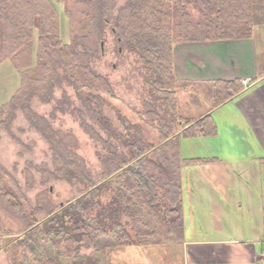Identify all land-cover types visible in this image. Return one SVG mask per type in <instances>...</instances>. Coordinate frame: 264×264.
<instances>
[{
    "label": "rangeland",
    "instance_id": "obj_1",
    "mask_svg": "<svg viewBox=\"0 0 264 264\" xmlns=\"http://www.w3.org/2000/svg\"><path fill=\"white\" fill-rule=\"evenodd\" d=\"M48 1L54 17L47 20L40 15L31 16L33 36L17 44V32L8 17L18 11L14 12L9 0L6 4L4 2L5 6L0 0V8L1 4L6 8L4 12L0 11V109L8 106L5 114L0 113V180L6 175L2 170L14 177L18 184L15 190L24 194L33 207L40 206L42 200H50L55 207H63L90 189L81 180L71 182L46 176L43 168L49 171L56 169L54 149L45 133L39 130L40 125L28 116L27 111L30 110L41 119V124L46 123L53 133H57L58 138H66L71 145L69 149L82 160L91 181L96 185L106 181L101 202L106 209L120 208V221L131 235V241H135V246L119 245L120 238H124L123 232L117 227L111 228L112 221L107 216L102 217V222L108 235L103 236L102 243L98 245L95 241L88 243L82 240L70 247L66 240L58 239L27 246L20 241L27 231L25 225L9 212V204L0 197V264H185L181 245L166 240L168 221L161 209L154 215L145 208L146 215H142L144 224L136 222L138 217H131L124 211L125 205H135V182L131 181L133 184L129 188L125 187L123 178L119 173L111 175L107 164L113 162L122 167L135 164L136 153L141 151L150 170L158 175L160 169L157 165L161 162L158 152L166 144L161 136L170 139L182 132V127L189 120L187 107L194 105L187 94L191 87L174 89L179 94L172 107L164 91L153 83L152 70L120 42L114 31L116 18L130 0ZM26 9L24 6L19 13ZM187 11V18L176 14L171 20L162 22L175 43L199 39V33L208 35L195 26L204 24L198 8L188 6ZM48 30L63 42L74 43L78 51L88 49L92 52L88 61L94 73L102 78L95 81L102 90L83 88L80 92L70 79H64L71 78V69L48 64V72H45L39 66L40 37ZM12 46H17V50L14 55H7ZM24 76L29 78L27 84ZM76 76L80 74L77 72ZM107 87H110V92L105 91ZM80 93L89 97L95 109L98 100L93 95L103 98L104 117L100 116L101 122L93 118ZM11 103H14V109L9 107ZM204 137L181 136L182 156L207 153L210 144L202 139ZM189 168L199 167H185L184 174L187 175ZM124 195L133 202L124 203ZM188 195L185 191L186 210L194 199H189ZM100 212L97 207L90 210V217L94 219L90 223L95 234L102 228L98 223ZM44 216V213L37 214L39 219ZM149 223L151 227L148 228ZM200 227L195 236L190 233L189 237H206L210 226ZM151 228L157 232L151 237L153 244L139 245L137 232L145 234ZM235 237L246 236H240L237 231ZM153 239L158 241L155 243ZM77 246L78 251L75 249Z\"/></svg>",
    "mask_w": 264,
    "mask_h": 264
},
{
    "label": "trees",
    "instance_id": "obj_2",
    "mask_svg": "<svg viewBox=\"0 0 264 264\" xmlns=\"http://www.w3.org/2000/svg\"><path fill=\"white\" fill-rule=\"evenodd\" d=\"M7 1L1 0L3 4L4 2L6 4ZM9 2H12L11 6L14 12L18 11L17 14L8 17V21H13L15 32H17L15 42L17 44L23 40H29L33 36V16L40 15L47 20L54 17V11L50 8L48 0H9ZM4 6L1 4L0 11L6 10ZM24 6L27 11L24 10V12L19 13V10H22ZM188 6L198 8L204 24L198 23L195 26L200 32L201 28L203 33L208 34L199 33V39L250 37L254 27L264 23V0H130L117 15L114 31L117 32L120 42L127 45L142 60L144 65L152 70L153 83L164 91L166 98L171 100L170 105L172 107L175 106V100L179 94L178 90L174 91V89L182 87H191L187 94L191 96L194 103L201 104L202 100H206V103L210 104L211 107H215L241 92L244 89V84L238 79L213 80L204 83L205 88L200 89L196 82L181 80L176 76L174 67L175 40L168 32L169 30L164 28L162 22L171 20L176 14L182 18L189 17ZM10 14H12L11 10ZM45 32L40 37L37 53L39 66L45 69V72H48V64L52 67H62L64 70L71 69V78L64 79H70L80 92L83 88L102 90L95 83L96 80L102 78L94 73L88 61L92 52L88 49L78 51L74 43L63 42L59 36L49 30ZM212 32L213 35L211 36ZM16 47L9 48L7 55H14L13 53L17 50ZM77 72L80 74L79 77L76 76ZM24 80L25 83H28V76H24ZM105 91L110 92V87H107ZM93 96L98 100L97 109L90 104L88 96L81 94L93 118L101 122L100 116L104 117L103 98ZM7 107H2L0 113L5 114ZM9 107L14 109V103L9 104ZM27 114L36 121L35 123L40 125L39 130L45 133L53 145L56 169L49 171L43 168L46 176H52L55 179H67L71 182L81 180L86 182L90 189L63 207H55L50 200H42L40 206L33 207L24 194L15 190V186H18L16 179L2 170L6 175L0 180V182L2 181L0 183V197L9 204V212L16 216L27 230L20 241L27 246L30 243L39 245L41 241L49 242L58 239L66 240L70 247H73L75 243H81L82 240L88 241V243L95 241V245H98L102 243V237L108 235L102 222V217L107 216L112 221L111 228L117 227L123 232L124 238H120L119 245H135V241H131V235L120 221V208L110 207V209H106L101 202L100 196L106 187V181L98 185L91 181L84 171L82 160L80 161L78 156L69 149L71 145L66 138H58L57 133H53L46 123L41 124V119L34 112L28 110ZM4 123L7 124L8 122ZM89 130L95 133L92 128ZM217 133V123L211 113H208L199 119L187 120V123L182 127L181 135L177 134L170 139L168 136L162 135L161 140H165L166 144L158 152L161 154V162L157 165L160 169L158 175L150 170L141 151L136 153L135 164L122 167L113 162L108 163L109 173L111 175L119 173V176L123 178L125 187L129 188L133 184L131 181L135 182V205L133 203L132 206L125 205L124 211L131 217L134 215L138 217L136 222L144 224L142 223L144 220L142 215H146L144 213L145 208L152 211L154 215H157V210L160 211L161 209L168 221L166 240L170 243L183 242L185 224L181 169L187 164H204L214 161V159H183L180 137L212 136ZM160 190H163L162 194H160ZM122 201L130 204L133 202L127 199L125 195ZM95 207L101 209L98 214L101 219L98 220V223L102 227L96 234L94 233L95 228L90 223L91 219L94 220L90 217V210ZM134 207L135 211L133 210ZM38 213H44L45 216L39 219ZM133 223L135 227V220ZM149 227H151L150 223L148 224ZM154 232L156 231L152 228L150 232L145 234L137 232L138 244H150ZM154 241L156 243L158 239ZM75 249L78 251L79 247L77 246Z\"/></svg>",
    "mask_w": 264,
    "mask_h": 264
},
{
    "label": "crops",
    "instance_id": "obj_3",
    "mask_svg": "<svg viewBox=\"0 0 264 264\" xmlns=\"http://www.w3.org/2000/svg\"><path fill=\"white\" fill-rule=\"evenodd\" d=\"M174 67L179 79L200 88L213 80L244 84L218 106L202 100L187 107L189 120L211 113L218 133L202 138L207 153H181L214 159L181 169L183 193L194 198L186 210L183 194L185 239L178 243L185 264H264V23L250 37L177 42ZM201 225L210 226L206 237L190 238ZM237 231L246 237H235Z\"/></svg>",
    "mask_w": 264,
    "mask_h": 264
},
{
    "label": "water",
    "instance_id": "obj_4",
    "mask_svg": "<svg viewBox=\"0 0 264 264\" xmlns=\"http://www.w3.org/2000/svg\"><path fill=\"white\" fill-rule=\"evenodd\" d=\"M104 45V43L102 42V46Z\"/></svg>",
    "mask_w": 264,
    "mask_h": 264
}]
</instances>
